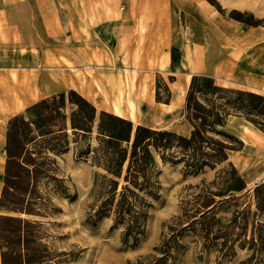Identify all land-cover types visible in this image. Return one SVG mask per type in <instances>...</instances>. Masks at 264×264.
I'll use <instances>...</instances> for the list:
<instances>
[{
    "label": "trees",
    "instance_id": "trees-1",
    "mask_svg": "<svg viewBox=\"0 0 264 264\" xmlns=\"http://www.w3.org/2000/svg\"><path fill=\"white\" fill-rule=\"evenodd\" d=\"M250 25L260 26L257 22ZM169 91V90H168ZM163 101L159 91L156 101ZM185 117L192 129L188 136L166 129L135 125L131 120L101 111L74 90L42 99L27 109V116H15L7 130V159L0 210L15 214L0 216L1 264H75L81 256L74 247L59 250L56 238L41 220L50 202H42L39 185L43 180L69 200L65 180L57 176V158L70 150L71 137L78 146V158H92L102 172L95 177L92 194L95 222L113 219V227H123L124 242L137 245L145 234L148 211L160 198L164 164L181 165L186 175H199L223 166L214 184L199 196L193 213L184 210L167 225L163 241L149 264H176L184 249V238L196 232L206 246L220 247L233 256L236 244L253 252L250 264H262L264 222L253 223L251 208L233 215L227 224L217 214L237 199L246 183L229 156L244 144L226 131L230 116L244 117L264 132V97L218 86L211 79L195 76L185 104ZM95 135V136H94ZM97 141L96 145L93 140ZM255 215L264 217V183L253 192ZM220 197V200H217ZM238 230V232H237ZM222 240L220 244H217ZM226 251V252H225Z\"/></svg>",
    "mask_w": 264,
    "mask_h": 264
},
{
    "label": "rangeland",
    "instance_id": "rangeland-1",
    "mask_svg": "<svg viewBox=\"0 0 264 264\" xmlns=\"http://www.w3.org/2000/svg\"><path fill=\"white\" fill-rule=\"evenodd\" d=\"M203 1L207 3L212 16H215L212 17L215 33L210 34L209 31H206L200 35L206 46L211 42L218 47V50L223 45L222 50H224V45L227 41L228 44L232 42L233 46L241 45L249 49L256 43L260 45L264 43V40L262 41L264 38V0ZM173 14L178 17L177 14L179 13L173 12ZM179 16L187 20L185 16ZM247 22L252 24L259 22L260 26L256 27ZM185 23L186 27L179 26L176 32L174 31L160 38L161 43L166 42V46L170 48L166 49L165 53L171 58L172 65L149 66L145 61L144 66L129 68L134 70L132 73L133 75L136 74V78L137 74L142 76L145 99L142 100L137 97L135 103H133L132 99H129L128 106L125 107L122 101L123 95H120V103H117V105L121 108L115 109L117 114L121 115L120 117L131 120L135 125L141 124L153 129H166L188 136L192 127L186 120L184 109L187 94L195 76L211 79L216 85L224 88L251 92L264 97V87L260 91L242 89V87L216 81L209 74V66H194V55L198 53V50H195L194 43L198 41L199 36L194 34L189 25L187 27V21ZM256 28H258L257 31L255 30ZM136 37L142 36L138 35ZM153 39L155 41H152ZM156 39L157 37L153 36L149 54L152 52L153 54L158 53L157 50H154V47L157 46ZM136 40H133L129 45L126 42L125 46L131 47L136 44ZM205 52L208 54L207 49ZM175 62L177 64L173 65ZM182 62L184 66H182ZM121 64L122 66H119L118 71L128 69L127 67L125 68L124 63ZM8 72L12 80L19 77L16 70ZM72 72L73 80L69 84L74 88H78L81 86V72L75 68ZM178 72L180 76L178 85H176L173 83L177 78ZM126 74H129L128 71ZM62 77L64 82V76ZM183 78H190V83L180 106L172 109V111H165L166 108L160 105L162 102L149 101V87L153 85L156 92L159 91L160 98L165 101L171 93L170 86H176L179 89L183 85ZM41 80V98L37 99L35 103L53 95L67 94L70 90H73L66 85H59L58 83L57 85H52L47 76H42ZM12 94L14 93L10 92V95ZM14 102V99L9 98L8 108L5 105L4 108L0 107V124L3 125L5 131L8 130V124L12 118L19 115L27 116V109L35 104L26 105L19 113H14L16 111V107L13 106ZM16 105H18V102H15ZM97 110L99 112L103 111L98 108ZM225 129L244 144L240 151L230 154L229 161L234 164L245 181L246 189L232 196L225 197V199L234 197L237 202L235 204L231 203L225 209L220 210L217 217L222 218L224 224H227L236 212L251 208L249 228L251 232L253 223L264 222V217H257L254 214L256 205L253 195L255 188L264 183V132L244 117L235 115L229 117ZM96 142L94 137L93 144L96 145ZM6 144L7 131L5 145L4 141L3 145H0V198L4 187L7 159ZM76 146L78 145L73 142L72 136L70 150L57 158L59 167L57 176L65 180L64 185L68 188V196L73 198V200H69L66 196L55 192L53 190L54 183L48 185L47 180H43L39 185V196L42 202L51 203V206L48 207V212L52 213L42 218L22 216L48 223L46 228L50 234L56 236V238L51 240L54 241V245L59 250H66L72 247L79 250L81 256L75 264H149L151 257L160 256L156 248L160 246L164 233L168 231L167 225L175 217L180 216L184 210L193 213L197 207L199 196L204 194L205 190L216 191L218 189L214 181L223 168V166H219L216 170L207 169L204 173L193 176L186 175L181 165L164 164L159 160V169L161 170L160 198L152 202V206L148 211L145 234L140 242L134 245L132 242H124V229L123 227L114 228L112 218H104L96 222L91 219L94 203L92 194L94 181L96 174L102 171L93 164L92 158H78ZM220 199V197H217V200ZM2 215L15 214L0 210V216ZM221 242L222 240H219L217 244ZM218 248L220 247L204 245V241L198 234L190 231L184 238V249L176 264H250L248 261L253 252L247 248H240L239 242L236 244L233 256H225L224 251H220ZM262 264H264V255Z\"/></svg>",
    "mask_w": 264,
    "mask_h": 264
},
{
    "label": "crops",
    "instance_id": "crops-1",
    "mask_svg": "<svg viewBox=\"0 0 264 264\" xmlns=\"http://www.w3.org/2000/svg\"><path fill=\"white\" fill-rule=\"evenodd\" d=\"M212 17L203 0H0V107L8 108L12 98L18 102L16 106L14 102V113H19L35 103L41 98V78L47 76L52 85L80 91L96 108L118 115L115 109L121 108L117 105L120 95L125 107L129 99L133 103L137 97L145 99L142 76L136 78L129 68L144 66L145 61L149 66L172 65L165 53L170 48L160 38L179 26L186 27L185 21L199 36L194 43L198 50L194 66H209L216 81L260 91L264 87V43L249 49L227 41L224 50L223 45L218 50L211 42L206 46L200 35L215 33ZM153 36L157 37L154 50L158 53L149 54ZM133 40L136 44L129 47ZM121 63L128 69L118 71ZM74 68L81 72L78 88L69 84ZM10 70H16L19 77L12 80ZM179 76L178 72L173 84L178 85ZM182 83V95L176 86H170V102L160 104L165 111L184 100L190 79L183 78ZM149 91V101L160 103L153 85ZM6 131L0 124V145L3 141L5 145Z\"/></svg>",
    "mask_w": 264,
    "mask_h": 264
},
{
    "label": "bare ground",
    "instance_id": "bare-ground-1",
    "mask_svg": "<svg viewBox=\"0 0 264 264\" xmlns=\"http://www.w3.org/2000/svg\"><path fill=\"white\" fill-rule=\"evenodd\" d=\"M190 78H188V80H189ZM189 84V83H188ZM188 88V87H187ZM20 90V89H19ZM184 90H183V87H180L179 88V93H180V95H182ZM15 100V99H14ZM17 104V103H16ZM21 105V104H20ZM12 108H13V106H12ZM116 108V107H115ZM119 116H121V115H119Z\"/></svg>",
    "mask_w": 264,
    "mask_h": 264
}]
</instances>
